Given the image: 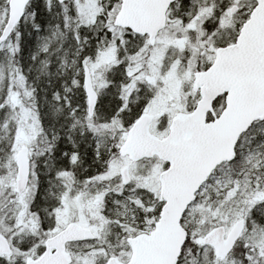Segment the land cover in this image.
<instances>
[{
    "label": "snow or ice",
    "instance_id": "snow-or-ice-1",
    "mask_svg": "<svg viewBox=\"0 0 264 264\" xmlns=\"http://www.w3.org/2000/svg\"><path fill=\"white\" fill-rule=\"evenodd\" d=\"M0 264H264V0H0Z\"/></svg>",
    "mask_w": 264,
    "mask_h": 264
}]
</instances>
